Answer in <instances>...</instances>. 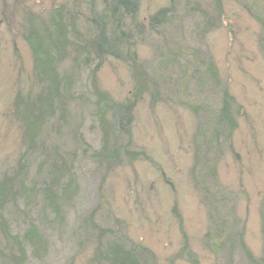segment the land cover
Masks as SVG:
<instances>
[{
    "label": "trees",
    "instance_id": "16d2710c",
    "mask_svg": "<svg viewBox=\"0 0 264 264\" xmlns=\"http://www.w3.org/2000/svg\"><path fill=\"white\" fill-rule=\"evenodd\" d=\"M180 1L181 13L177 12ZM211 1L212 12L199 0H168L144 22L137 19L140 0H62L41 13L34 11L33 0H0V25L17 27L31 57L29 75L24 81L16 78L8 112L21 133L13 165L0 169V264H28L47 255L50 234L61 231L66 210L79 193V172L86 162L102 173L103 181L116 166L147 160L142 150L131 146L135 108L145 94L153 104L176 101L192 112L196 124L191 181L198 190L210 189L207 183L216 179L215 166L222 150L230 147L239 110L209 54L198 50L187 55L170 44L184 18L197 15L201 24L196 25L199 30L194 28L200 37L217 26L222 4ZM251 14L260 26L262 41L264 20ZM190 32L193 35V29ZM149 37H156L152 42L158 57L156 70L138 57V44ZM14 53L20 62L21 55L16 49ZM110 59L123 63L133 82L122 99L112 97L98 83L99 70ZM182 77L198 93L217 91V104L178 100ZM87 120L89 128L98 131L96 147L85 139L82 127ZM92 212L79 225L84 234L79 246L91 250L89 264H154L148 247L127 245L116 230L99 225ZM221 221L214 220L205 245L218 256L226 251L231 257L237 248L248 264H264V196L261 256L252 255L242 231L233 240L226 226L220 228ZM183 235L177 256L193 261Z\"/></svg>",
    "mask_w": 264,
    "mask_h": 264
},
{
    "label": "rangeland",
    "instance_id": "374dc122",
    "mask_svg": "<svg viewBox=\"0 0 264 264\" xmlns=\"http://www.w3.org/2000/svg\"><path fill=\"white\" fill-rule=\"evenodd\" d=\"M33 1L34 11L41 13L49 9L51 3L62 0ZM199 1L209 12L213 11L211 0ZM167 4L168 0H140L137 19L146 22L151 14ZM221 4L217 26L205 36L200 37L195 32L194 26L199 30L196 25L201 24L195 14L183 19L181 31L173 33L174 44H170L174 49H183L185 54L198 50L209 54L239 110L230 147L222 150L216 163V179L207 183L210 189L198 190L191 181L196 124L192 112L176 101L153 104L145 94L135 108L131 146L142 150L147 160L137 159L131 164L116 166L103 181L102 173L86 162L80 168L79 193L66 210L64 226L61 231L50 234L47 255L39 260L30 259L28 264H89L91 250L86 245L79 246L80 234L84 235L79 225L92 210L94 220L102 227L116 230L127 245L148 247L154 255V264H248L237 248L231 257L225 255L226 251L224 256H218L205 245V234L218 217L223 218L220 228L226 226L225 232L233 236V240L237 232L242 231L243 241L252 255L261 256L264 38L261 41L260 26L251 13L264 20V0H221ZM182 6L183 1H180L177 12L181 13ZM144 40L137 46L139 60L156 70L158 57L152 43L156 37ZM15 49L21 55L20 62ZM30 70L29 49L17 27L0 25V169L13 165L19 150L21 129L8 112L17 89L16 78L19 76L24 81ZM179 82L178 100L193 98L198 99L197 103L202 100L211 102L208 105L217 104V91L198 93L186 77ZM98 83L116 99L124 98L133 85L127 67L112 59L99 70ZM197 94H201L200 97ZM93 127L89 128L87 120L82 130L86 141L96 147L99 135ZM183 233L193 261L177 256L183 244Z\"/></svg>",
    "mask_w": 264,
    "mask_h": 264
}]
</instances>
